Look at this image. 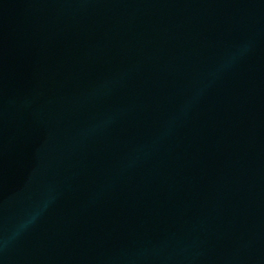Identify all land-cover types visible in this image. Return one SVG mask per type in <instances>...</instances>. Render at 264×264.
<instances>
[{
    "label": "water",
    "instance_id": "water-1",
    "mask_svg": "<svg viewBox=\"0 0 264 264\" xmlns=\"http://www.w3.org/2000/svg\"><path fill=\"white\" fill-rule=\"evenodd\" d=\"M17 264H264V0L172 1Z\"/></svg>",
    "mask_w": 264,
    "mask_h": 264
}]
</instances>
